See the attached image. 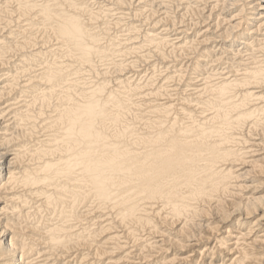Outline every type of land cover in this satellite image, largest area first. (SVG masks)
Listing matches in <instances>:
<instances>
[{"label":"bare ground","instance_id":"1","mask_svg":"<svg viewBox=\"0 0 264 264\" xmlns=\"http://www.w3.org/2000/svg\"><path fill=\"white\" fill-rule=\"evenodd\" d=\"M0 264H264V0H0Z\"/></svg>","mask_w":264,"mask_h":264},{"label":"rangeland","instance_id":"2","mask_svg":"<svg viewBox=\"0 0 264 264\" xmlns=\"http://www.w3.org/2000/svg\"><path fill=\"white\" fill-rule=\"evenodd\" d=\"M155 60L157 61L156 63L159 64V65H160L159 67L161 68V67H162V66H161V65H162V64H161L162 59H160V58H156ZM160 61H161V62H160ZM159 62H160V63H159ZM142 67H144V69H145V70L140 69V70H142V71H146V69H148L144 64H142ZM134 261H139V260H134Z\"/></svg>","mask_w":264,"mask_h":264}]
</instances>
